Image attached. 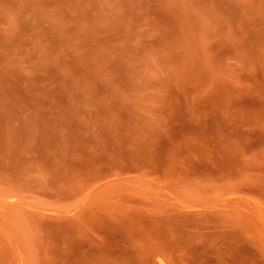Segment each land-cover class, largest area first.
<instances>
[{"label":"rangeland","instance_id":"obj_1","mask_svg":"<svg viewBox=\"0 0 264 264\" xmlns=\"http://www.w3.org/2000/svg\"><path fill=\"white\" fill-rule=\"evenodd\" d=\"M0 264H264V0H0Z\"/></svg>","mask_w":264,"mask_h":264}]
</instances>
